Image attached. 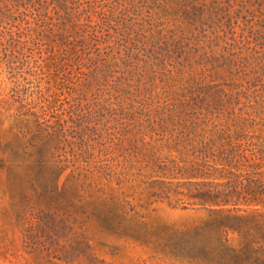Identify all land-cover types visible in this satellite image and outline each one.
I'll use <instances>...</instances> for the list:
<instances>
[{"label": "rangeland", "instance_id": "obj_1", "mask_svg": "<svg viewBox=\"0 0 264 264\" xmlns=\"http://www.w3.org/2000/svg\"><path fill=\"white\" fill-rule=\"evenodd\" d=\"M257 178L264 0H0V264H264Z\"/></svg>", "mask_w": 264, "mask_h": 264}, {"label": "trees", "instance_id": "obj_2", "mask_svg": "<svg viewBox=\"0 0 264 264\" xmlns=\"http://www.w3.org/2000/svg\"><path fill=\"white\" fill-rule=\"evenodd\" d=\"M242 186H244V189H246V192H248V194H250L251 196L249 198H246V201H245L246 205L264 206V179L263 178H257V179L250 180L247 184H242ZM236 189H238V187ZM238 211H241V210L238 209ZM224 219L234 220V224L238 226H243V225L245 226V225H249L254 222L253 219H250L249 216H243L239 214L227 215ZM239 228H243V227H239ZM223 245L226 246L227 249L232 247L231 245L227 244V241H226V244H223ZM201 247L203 248L205 246H201ZM190 248H194V245L191 242H187L183 250L185 249L187 250ZM254 253L264 255V228L259 227L256 229V231H252L249 229L247 230V227H245L244 243L242 245L241 255L244 256V258H248Z\"/></svg>", "mask_w": 264, "mask_h": 264}]
</instances>
